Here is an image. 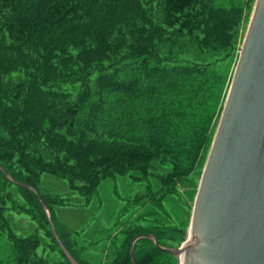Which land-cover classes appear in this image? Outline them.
<instances>
[{"label": "trees", "instance_id": "obj_1", "mask_svg": "<svg viewBox=\"0 0 264 264\" xmlns=\"http://www.w3.org/2000/svg\"><path fill=\"white\" fill-rule=\"evenodd\" d=\"M254 2L0 0V163L39 190L81 264L102 263L84 255L76 230L58 218L55 206L67 199L42 188V174L67 179L87 200L104 179L129 176L142 184L135 203L168 213L180 183L205 165ZM10 211L34 220V231L13 229ZM135 223L106 264H134L137 233L162 243L157 230ZM1 238L12 264L47 263L41 244L72 264L38 194L0 168ZM134 252L138 264H161L149 237Z\"/></svg>", "mask_w": 264, "mask_h": 264}, {"label": "water", "instance_id": "obj_2", "mask_svg": "<svg viewBox=\"0 0 264 264\" xmlns=\"http://www.w3.org/2000/svg\"><path fill=\"white\" fill-rule=\"evenodd\" d=\"M54 235L72 264H81L59 236L39 190ZM178 258V264H264V0H255L224 107L202 169L190 233L179 246H168L153 232L137 233ZM184 254L183 263L180 261Z\"/></svg>", "mask_w": 264, "mask_h": 264}, {"label": "rangeland", "instance_id": "obj_3", "mask_svg": "<svg viewBox=\"0 0 264 264\" xmlns=\"http://www.w3.org/2000/svg\"><path fill=\"white\" fill-rule=\"evenodd\" d=\"M250 17L251 14L245 22L244 32H246ZM241 45L242 43L236 50V59L239 57ZM201 173L198 169L188 177V180L180 183L178 194L170 198L171 204L167 207L168 213L166 212L165 215L157 213L151 205L142 206L134 202L142 184L133 181L129 176L119 175L104 179L90 200L72 191L67 179L48 172L42 174L40 186L47 191L64 194L67 203L55 206L58 218L76 230L75 235L79 243L86 246L85 256L96 263L106 264L114 255L117 245H120L125 238L122 234L123 229L127 225L134 227L135 222L143 221L150 231L157 230L160 233L162 244L168 246L183 244L190 233L193 206ZM139 203H144L143 199H140ZM7 214L11 227L17 232L28 234L34 231L36 226L34 220L14 211ZM153 216L157 217V219L153 218L156 222L161 221L160 227L153 226L154 222L151 221ZM43 242L45 244V238ZM140 244L149 245V242L142 241ZM38 252L47 258L45 264H65L61 261L64 258L60 251H54L49 246L45 247L41 244ZM160 256L161 264H178V258L169 252L163 251ZM12 257L9 243L6 238H1L0 260L6 264H12Z\"/></svg>", "mask_w": 264, "mask_h": 264}, {"label": "bare ground", "instance_id": "obj_4", "mask_svg": "<svg viewBox=\"0 0 264 264\" xmlns=\"http://www.w3.org/2000/svg\"><path fill=\"white\" fill-rule=\"evenodd\" d=\"M183 260H184V254L181 255L180 257V261L183 263Z\"/></svg>", "mask_w": 264, "mask_h": 264}]
</instances>
